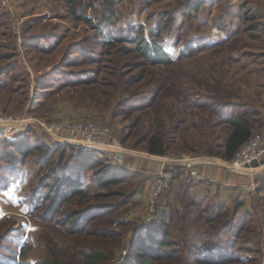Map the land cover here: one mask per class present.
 I'll return each mask as SVG.
<instances>
[{
  "label": "rangeland",
  "instance_id": "374dc122",
  "mask_svg": "<svg viewBox=\"0 0 264 264\" xmlns=\"http://www.w3.org/2000/svg\"><path fill=\"white\" fill-rule=\"evenodd\" d=\"M110 2L113 5L109 13ZM201 2L203 5L199 10L186 11L192 0H75L71 4L69 0H0V112L16 116L29 113L43 119L68 116L102 121L112 129L121 145V150L111 148L110 160L120 162L123 169L130 170L135 176L127 174L123 181L107 188L89 180L90 169L96 170L95 165L83 176L89 194L110 191V188L111 192L121 194L100 203L120 206L134 194L121 208L105 213V216L115 217L113 229L123 238L121 248L114 239L105 246L110 252L108 264H122L132 240L141 233L151 230L159 234L162 225L158 220L165 209L172 240L171 246L166 245V248L178 253L156 264H194L190 257L182 259L181 256L201 252L204 242L201 240H208L203 234L202 221L187 216L179 202L166 203L162 194V199L157 202V214L156 210L150 214L145 208V199L138 197L158 172L159 158L165 157L148 153L137 137L149 121V116L138 109L148 105L153 98L143 93L144 84L152 73L185 75L197 93L206 91V82L215 84L222 78V82L235 88L236 84H243L247 74H250L247 77L252 84L264 82V73H261L264 72V0ZM84 17L92 22L85 21ZM100 22L104 26L99 27ZM140 27L149 41H152V33L157 34V41L166 51L165 57L174 60V64L152 66L144 63L135 52L121 54L119 49L123 46L133 48L128 43L105 45L110 38L109 32L127 37L130 28ZM103 35H107L105 39ZM136 64L140 66L136 67ZM191 98L192 105L185 116L187 127L204 115L193 106L205 100L200 99L199 94ZM164 102L168 109L178 107L172 98ZM168 109L163 113L166 120ZM140 116L141 125L131 131L129 126ZM194 132L179 129L166 156L197 157L204 160V164L222 159L204 156L205 152L196 156L197 153L187 150L188 146L192 147L188 142L198 147L191 138ZM259 132L264 133V129ZM130 133L131 137L122 144L120 140ZM23 136L32 143H52L36 127H30ZM72 152V147L67 148L64 156L53 152L52 159L42 162L41 152L18 155L15 146L0 144V264L41 263L46 256L43 244L47 238L60 245L69 244L63 236L62 225L57 223V216L80 208V199L64 203L57 214H52L48 208L50 201L41 203L35 195L44 192V183L52 172L62 171L65 167L69 169L74 164V157H70ZM255 165H264V157L259 163L242 169H251ZM53 181L52 178L50 182ZM250 187L255 189L254 184ZM263 208L264 201H259L243 210L249 214L244 225L234 223L235 237L232 229L223 230V239L214 238L210 241L212 247L205 249H230L227 240L232 237L231 244L241 247L233 248L237 258L223 264H264ZM175 209L181 213L176 214ZM214 242L218 244L213 245Z\"/></svg>",
  "mask_w": 264,
  "mask_h": 264
},
{
  "label": "trees",
  "instance_id": "16d2710c",
  "mask_svg": "<svg viewBox=\"0 0 264 264\" xmlns=\"http://www.w3.org/2000/svg\"><path fill=\"white\" fill-rule=\"evenodd\" d=\"M74 1L69 0V3L71 4ZM192 3L186 6V11L199 10L201 5H203L201 0H192ZM112 5L113 3L110 2L109 13L112 9L110 6ZM82 19L92 22L85 17ZM101 26H104L103 22H100L99 27ZM255 27L253 26V28ZM106 36L103 35L104 39ZM108 36L110 38L106 40L105 45H113L120 42L133 45L132 49L126 46L120 48L119 52L123 55L135 52L144 63L152 66L174 64V60L165 57L167 56L166 51L157 41V34L152 33V36H150L152 41H149L145 37L143 28L141 27L130 28L127 37L115 36L110 32ZM139 66V64H136V67ZM248 75L250 74L244 76L243 84H240L241 86L238 85L239 87L237 88L231 84H225L222 82L224 81V78H222L215 84L206 82V91L204 93H197L196 87L188 78L186 79L185 75H174L172 72L161 74L159 71L152 73L151 78L144 84L146 89L143 93L153 98L148 102V105H142L138 109L143 111L146 116H149L147 128L137 134L139 143L143 142L145 150L151 155L166 156L172 149L173 136L179 129L184 128L185 131H195L191 134V138L198 145V147H195L193 143L188 142L192 147L188 146L187 150L197 153L196 156L205 154L204 156L220 157L226 161L232 160L242 146L256 132L264 129V104H259L258 98L256 100L255 96L251 98L249 96L245 97L243 89V86L248 85H260L264 88V82L252 84L248 80ZM135 83L138 82L136 81ZM198 94L200 99L205 100V102L201 103L198 101L193 107H198L204 115L202 114L200 120L192 122L187 127L185 126L187 123L185 116L189 110V105H192L191 97ZM171 98L174 101L173 103L178 105L177 109H168V105L164 102L165 99ZM167 109L168 120L163 118V113ZM258 113L260 114L259 119H253L252 116L258 115ZM191 114L194 115V113ZM141 121L142 117L140 116L135 123L129 126V129L133 131L141 125ZM224 125L230 133L225 140H222L220 128ZM131 135L130 133L127 137L122 138L120 142L122 144L125 143ZM197 140H202L203 143ZM1 143H10L11 146H15L18 155L33 151L41 152L42 162L52 159L53 152H59L61 156H64L67 148L70 149L72 147L73 152L70 154V157H74V164L69 169L65 167L62 171L59 169L52 172L44 183V192H36L37 196L35 195V197L41 203L50 201L48 208L52 214H57L60 206L66 202L69 204L75 198L80 199V208L72 209L66 215L60 214L57 216V223L62 225L63 236L69 241V244L60 245L58 242L47 238L46 242H44L45 240L43 241L46 256L38 264H108L110 252L105 246L108 244V241L114 239L119 243L117 247L121 248L123 246L121 239L123 238L118 231L113 229L112 225H114L116 220L115 217L110 216L111 214L105 216V213L121 208L122 205L131 200L134 194L129 195L126 200L127 202L120 206L110 205L106 202L100 203L104 199L109 200L121 194L111 192L112 188L109 189L110 191L97 192L93 195L89 194L87 186L84 184L86 178L83 176L88 168L95 165L96 170L90 169L92 173L89 175V180L95 181L100 187L107 188L123 181L126 177L125 175L130 174L134 176V174L126 168L123 169L120 162L110 160L108 154L97 150L83 152L73 145L46 144L44 141L42 143H32L24 136L18 138L16 141L8 142L5 140ZM45 146L48 148H45ZM76 149L77 152L75 153ZM203 152L205 153L203 154ZM180 168L182 170L176 166H167L165 169L172 171L175 177L186 175V169ZM52 178L54 181L50 182ZM186 178L189 179L191 176H186ZM260 181L261 183L257 189L258 191H264V177L260 178ZM169 193L170 190L162 194L168 199ZM167 205L169 206L170 204ZM179 206L183 208L182 210L187 216L194 217V221L196 219L202 221L204 225L203 234L208 239L203 238L201 240L204 241L201 252L183 254L181 256L182 259L190 257L192 259L191 262L194 264H223L237 258V255L233 252V248L240 249L241 246L239 244L232 245V237L227 240V245L230 249L206 250L205 247H212L210 241L216 237L223 239V230H233L235 222H240V225L245 224V218L249 213L248 211H240L243 206L242 203L233 202L231 207H229L225 204L192 198L185 194L184 198L180 200ZM157 211L156 209L155 214H157ZM179 211L175 209L176 214H180L181 212ZM90 215H93L92 219H88ZM167 216L168 212L165 209L161 212V217L158 220L162 225L159 234L149 230L132 240L133 242L122 264H156L164 258L171 259L177 255V251L166 248V245L171 246L172 243L169 236L170 224L166 222ZM205 226L207 229H205ZM234 233L235 230L232 232V235L235 237ZM207 241L208 244L204 245ZM216 244L218 242L213 243V245ZM19 264L28 263L20 261Z\"/></svg>",
  "mask_w": 264,
  "mask_h": 264
},
{
  "label": "built area",
  "instance_id": "2783aa9c",
  "mask_svg": "<svg viewBox=\"0 0 264 264\" xmlns=\"http://www.w3.org/2000/svg\"><path fill=\"white\" fill-rule=\"evenodd\" d=\"M30 127L39 128L53 144L73 145L83 152L105 151L111 157L113 152L111 148L121 150V145L113 136L112 129L102 121L68 116L60 119H43L29 113L24 116H16L0 112V142L16 141L19 137L26 135ZM263 157L264 133L258 132L242 146L232 160L225 161V164L230 169H242L259 163ZM199 164H204V160L197 157L175 155L161 157V168L145 187L144 205L146 210L150 214L154 213L162 193L173 187L175 176L172 171L165 169L167 165L184 166L192 178L201 180L204 178L197 170Z\"/></svg>",
  "mask_w": 264,
  "mask_h": 264
},
{
  "label": "crops",
  "instance_id": "0c3cea01",
  "mask_svg": "<svg viewBox=\"0 0 264 264\" xmlns=\"http://www.w3.org/2000/svg\"><path fill=\"white\" fill-rule=\"evenodd\" d=\"M236 85L239 87L238 84ZM243 89L245 97L249 96V98H251L255 96L256 100L258 98L259 104H264L263 87L260 85L243 86ZM260 92H262V94H260ZM259 117V113L258 115L252 116L255 120H258ZM220 131L222 140H225L230 133L228 128L224 125L220 128ZM159 159V161H161V158ZM206 163L197 166V170L204 179L198 180L191 177L188 180H184V178L188 176L187 174L176 176L169 197L168 199L165 198L166 203L175 200L180 204L181 196L186 194L192 195V198L198 196L203 200L211 199L212 201H210L212 203L225 205L239 202L243 204L240 209V211H243L259 201H264V191H258L257 189L261 183L260 178L264 177V165L235 171L226 167L225 161L222 159H213L212 162L208 161ZM176 167L182 170V168H180L181 166ZM160 168L161 164L159 169ZM253 184L255 189H251L250 187V185ZM145 195L146 191L144 189V192L139 193L138 197H142V200H144Z\"/></svg>",
  "mask_w": 264,
  "mask_h": 264
},
{
  "label": "water",
  "instance_id": "95a60500",
  "mask_svg": "<svg viewBox=\"0 0 264 264\" xmlns=\"http://www.w3.org/2000/svg\"><path fill=\"white\" fill-rule=\"evenodd\" d=\"M121 158L123 157V155L120 156Z\"/></svg>",
  "mask_w": 264,
  "mask_h": 264
}]
</instances>
